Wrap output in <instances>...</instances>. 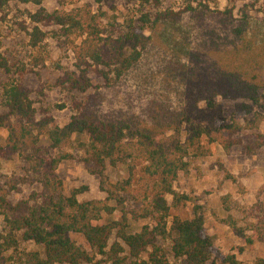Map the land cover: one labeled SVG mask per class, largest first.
<instances>
[{"label": "rangeland", "instance_id": "obj_1", "mask_svg": "<svg viewBox=\"0 0 264 264\" xmlns=\"http://www.w3.org/2000/svg\"><path fill=\"white\" fill-rule=\"evenodd\" d=\"M53 13L79 14L82 20L94 15L103 39L143 28L149 40L140 60L119 80L106 83L93 75L92 89L69 91L60 80L66 71L74 69V47L83 38H77V31L67 37L60 26H47L45 20L35 24L31 19L34 14ZM159 14L166 16L158 20ZM145 15L147 24L141 22ZM36 25L45 37L32 48L30 33ZM2 60L8 66V71L0 68L2 114L7 113L4 89L20 83L29 90L36 120L50 116L60 127L73 116H82L159 127V135L169 143L180 130L178 138L184 143L188 127L181 120L190 117L194 124L209 127L210 100L221 105L227 121L239 118L244 130L237 144L226 149L222 143L208 144L203 137L201 146L206 155L190 150L184 157L186 169L179 172L173 189L190 201L171 207V213L190 219L193 207L199 206L207 233L222 255H234L240 264L264 260V144L259 138H264V0H158L151 5L143 0H3ZM248 95L256 96V104H251ZM242 103L251 106V114L244 113ZM16 128L19 151L8 159L0 157V194L12 205H31L37 196L48 193L44 185L48 172L40 159L57 157L58 152L48 149L44 137L33 145L32 138L22 136L20 124L16 123ZM8 138V129L0 128V146H5ZM82 143H87L85 137H74L59 152L71 155L56 170L64 194L79 190L82 202L115 206L106 200L99 176L83 162ZM143 161L141 158L140 163L146 165ZM137 163L129 160L107 167V180L114 184L133 173L137 187L146 188L149 181L141 179ZM129 197L125 196L126 207L134 212L137 206L128 202ZM166 198L172 205V196ZM118 216V211L112 216L103 214L100 223ZM151 224L133 216L129 231L136 233ZM72 238L88 249L81 236ZM36 249L33 243H22L16 257ZM0 257L6 259L8 254ZM217 263L223 264L221 259Z\"/></svg>", "mask_w": 264, "mask_h": 264}, {"label": "trees", "instance_id": "obj_2", "mask_svg": "<svg viewBox=\"0 0 264 264\" xmlns=\"http://www.w3.org/2000/svg\"><path fill=\"white\" fill-rule=\"evenodd\" d=\"M143 2L151 5L158 0ZM2 4L3 0H0V6ZM165 16L157 15L158 20ZM82 18L73 13L31 16L35 24L45 20L47 26H60L67 37L77 31V38H83L80 45L74 47V69L66 71L60 80L61 86L80 93L92 89L93 75L106 83L122 78L140 60L149 40L143 28L103 39L102 31L95 24V16ZM141 22L147 24L148 16L145 15ZM44 37L45 33L34 26L30 46L37 48ZM0 68L8 71L4 60L0 62ZM249 89L255 94V89ZM248 96L251 104H256V96ZM4 97L7 113H0V128L8 129L9 138L5 146H0V157L8 159L19 151L16 123L20 124L23 137L32 138L33 145L38 143L39 137H44L48 140V149L58 155L46 161L40 159L48 172L44 181L48 193L37 196L35 204L12 205L6 195L0 194V256L8 254L6 259L0 257L3 261L0 259V264H218L219 259L223 264H240L234 255L224 256L216 248L213 237L207 233L199 206L193 207L190 219L171 213V207L190 201L187 195L178 194L173 189L179 172L186 169L183 159L189 151L195 150L198 156H205L201 146L203 137L208 144L222 143L226 149L239 142L244 127L239 125V118L227 121L221 105L213 100L207 102L212 111L209 127L194 124L190 117L182 119L188 127L185 142L178 138L181 133L177 130L175 139L169 143L163 141L159 135L162 131L155 126L94 121L82 116H73L62 127L50 116L36 120L29 90L20 83L6 87ZM241 105L246 115L251 114V106ZM74 137L87 139V143H82L83 162L92 174L99 176L106 200L115 206L100 201L82 202L79 190L64 194L56 170L58 164L71 155L59 152ZM259 138L263 145V136L259 135ZM141 158L146 165L140 163ZM129 160L138 161L136 166H141V179L149 181L146 188L137 187L138 181L133 178V173L132 177L114 184L107 180V167L125 164ZM128 195H131L128 202L137 206L134 212L126 207L125 196ZM168 195L172 196V205L167 201ZM115 211L119 213L117 219L100 223L103 214L112 216ZM133 216L150 220L152 224L130 233ZM72 235L81 236L88 249L78 245ZM22 243H33L37 249L16 257ZM257 264H264V260Z\"/></svg>", "mask_w": 264, "mask_h": 264}]
</instances>
